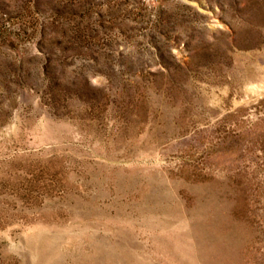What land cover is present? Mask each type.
<instances>
[{
    "label": "rangeland",
    "instance_id": "rangeland-1",
    "mask_svg": "<svg viewBox=\"0 0 264 264\" xmlns=\"http://www.w3.org/2000/svg\"><path fill=\"white\" fill-rule=\"evenodd\" d=\"M0 264H264V0H0Z\"/></svg>",
    "mask_w": 264,
    "mask_h": 264
}]
</instances>
